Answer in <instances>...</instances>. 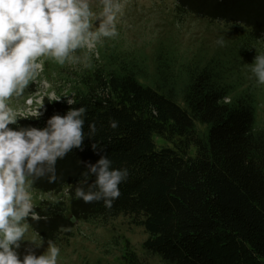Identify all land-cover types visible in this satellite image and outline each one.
I'll return each instance as SVG.
<instances>
[{
  "label": "trees",
  "instance_id": "16d2710c",
  "mask_svg": "<svg viewBox=\"0 0 264 264\" xmlns=\"http://www.w3.org/2000/svg\"><path fill=\"white\" fill-rule=\"evenodd\" d=\"M173 1L179 16L244 25L256 41L264 39V0ZM99 51V60L93 58L71 83L73 105L45 97L41 116L17 119L20 127L44 128L54 114L87 109L82 149L58 160L57 182L45 176L30 188L61 196L34 206L40 219L27 218L32 232L61 247L62 234L74 222L124 216L145 229L143 249L162 263L264 264L259 91L229 79L214 61H180L164 49L154 61L137 50ZM30 86L29 94L37 91ZM110 119L118 121L117 128ZM93 122L96 132L88 136ZM156 136L165 147L158 149ZM105 154L112 168L129 171L111 208L75 197L86 164ZM94 180L90 175L89 183ZM122 250L119 264H146L128 243Z\"/></svg>",
  "mask_w": 264,
  "mask_h": 264
},
{
  "label": "clouds",
  "instance_id": "9594fccd",
  "mask_svg": "<svg viewBox=\"0 0 264 264\" xmlns=\"http://www.w3.org/2000/svg\"><path fill=\"white\" fill-rule=\"evenodd\" d=\"M90 4L91 0H0V264H57L60 248L52 239L47 241L42 255L29 248L21 260L17 250L30 226L27 218L40 219L29 189L45 176L49 183L57 182L58 160L74 148L82 149L87 109L70 108L63 116H51L44 128L17 130L9 127L17 124L18 116L9 101L21 96L35 80L41 70L39 58L48 57L64 65L80 58L75 55L78 49H91L102 38L119 35L117 17L123 7L120 0H99L101 10L95 14ZM224 43L223 38L217 40L221 46ZM251 72L257 84L264 85V54L255 56ZM49 99L59 100L55 93ZM67 103L73 105L74 100L68 99ZM109 124L113 129L118 127L114 119ZM95 132L93 122L88 136ZM97 148L94 143L93 151ZM111 165L106 154L95 164L88 162L75 187V197L86 204L103 201L105 207L111 208L121 195L119 186L129 176L127 168L115 169ZM90 175L95 176L92 183Z\"/></svg>",
  "mask_w": 264,
  "mask_h": 264
},
{
  "label": "rangeland",
  "instance_id": "374dc122",
  "mask_svg": "<svg viewBox=\"0 0 264 264\" xmlns=\"http://www.w3.org/2000/svg\"><path fill=\"white\" fill-rule=\"evenodd\" d=\"M120 2L123 7L117 17L119 35L116 38H102V42H96L91 49H78L75 55L80 58L66 61L64 65L48 57L38 59L41 70L32 81L37 86V91L29 94L30 82L21 96H14L9 101L10 106L18 113L17 119L31 117L34 116L33 113L39 112L42 115L43 99L45 97L49 99L53 93L58 101L72 99L68 91L72 87L71 83L77 74L89 67L93 58L99 60L100 47L107 52L110 49L142 51L152 61L164 49L165 53H174L180 61L198 59L202 63L217 62L229 79L239 80L243 86L259 91L258 100L261 109H264V85H258L251 72L255 56L264 54V39L256 41L250 28L220 21L211 22L193 15L179 16L173 0H120ZM90 6L94 14L101 10L99 0H91ZM92 23L95 27V18ZM220 38L225 41L223 46L217 44ZM49 75H53L52 78L55 80H51ZM29 100L31 104L28 103ZM9 127L17 130L20 128L17 124H10ZM155 142L158 149L166 146L164 140L157 136ZM29 191L33 207L42 202H53L61 198L59 195H40L30 189ZM62 237L64 241L59 247L57 264H119L123 256L122 248L126 243L146 264H165L158 258L148 255L143 249V243L148 239L145 229L133 224L124 216L91 224L74 222L73 229L64 232ZM24 239L17 250L21 260L29 248L33 249L36 255H42L47 250L48 244L38 238L30 228Z\"/></svg>",
  "mask_w": 264,
  "mask_h": 264
}]
</instances>
